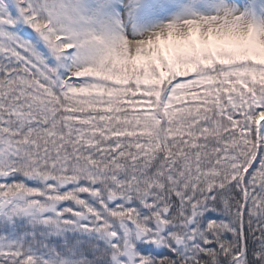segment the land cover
Instances as JSON below:
<instances>
[{"label": "snow or ice", "instance_id": "obj_1", "mask_svg": "<svg viewBox=\"0 0 264 264\" xmlns=\"http://www.w3.org/2000/svg\"><path fill=\"white\" fill-rule=\"evenodd\" d=\"M0 264H264V0H0Z\"/></svg>", "mask_w": 264, "mask_h": 264}, {"label": "rangeland", "instance_id": "obj_2", "mask_svg": "<svg viewBox=\"0 0 264 264\" xmlns=\"http://www.w3.org/2000/svg\"><path fill=\"white\" fill-rule=\"evenodd\" d=\"M238 2L243 3V2H245V0H238Z\"/></svg>", "mask_w": 264, "mask_h": 264}]
</instances>
